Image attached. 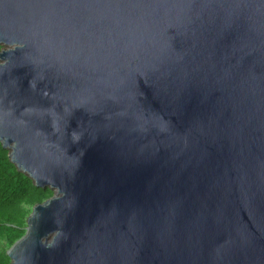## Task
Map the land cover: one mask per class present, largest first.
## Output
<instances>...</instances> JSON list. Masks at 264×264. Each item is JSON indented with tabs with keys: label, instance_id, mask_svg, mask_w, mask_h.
Here are the masks:
<instances>
[{
	"label": "water",
	"instance_id": "water-1",
	"mask_svg": "<svg viewBox=\"0 0 264 264\" xmlns=\"http://www.w3.org/2000/svg\"><path fill=\"white\" fill-rule=\"evenodd\" d=\"M0 143L53 195L10 264H264V0H0Z\"/></svg>",
	"mask_w": 264,
	"mask_h": 264
},
{
	"label": "trees",
	"instance_id": "trees-1",
	"mask_svg": "<svg viewBox=\"0 0 264 264\" xmlns=\"http://www.w3.org/2000/svg\"><path fill=\"white\" fill-rule=\"evenodd\" d=\"M52 195L50 188L36 187L30 177L17 170L0 143V264H10L6 249L24 235L31 207Z\"/></svg>",
	"mask_w": 264,
	"mask_h": 264
},
{
	"label": "rangeland",
	"instance_id": "rangeland-1",
	"mask_svg": "<svg viewBox=\"0 0 264 264\" xmlns=\"http://www.w3.org/2000/svg\"><path fill=\"white\" fill-rule=\"evenodd\" d=\"M1 48H2V49H5L6 47L3 46V45H1ZM7 152H8V155H9L11 151H10L9 149H7ZM14 166H15V165H14ZM15 167H16V166H15ZM25 175H26V174H25ZM45 188H46V187H45ZM52 192H54V191L52 190ZM34 206H35V205H34ZM34 206L31 207V212H32V208H33ZM29 215H30V214H29ZM25 231H26V228H25ZM11 246H12V245H11ZM11 246H10L9 248L6 249V253L10 250Z\"/></svg>",
	"mask_w": 264,
	"mask_h": 264
}]
</instances>
